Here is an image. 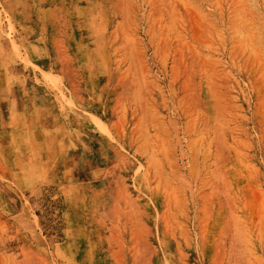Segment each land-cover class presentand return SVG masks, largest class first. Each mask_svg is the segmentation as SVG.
<instances>
[{"label": "rangeland", "instance_id": "374dc122", "mask_svg": "<svg viewBox=\"0 0 264 264\" xmlns=\"http://www.w3.org/2000/svg\"><path fill=\"white\" fill-rule=\"evenodd\" d=\"M0 264H264V0H0Z\"/></svg>", "mask_w": 264, "mask_h": 264}]
</instances>
